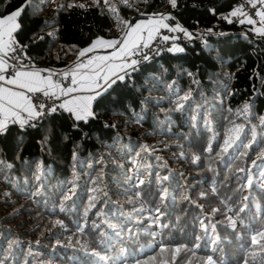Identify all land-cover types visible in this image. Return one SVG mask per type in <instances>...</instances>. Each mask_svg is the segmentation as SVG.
I'll list each match as a JSON object with an SVG mask.
<instances>
[{
	"label": "trees",
	"instance_id": "16d2710c",
	"mask_svg": "<svg viewBox=\"0 0 264 264\" xmlns=\"http://www.w3.org/2000/svg\"><path fill=\"white\" fill-rule=\"evenodd\" d=\"M237 1L0 0L1 15L28 5L15 38L32 66L56 70L78 63L96 39L121 40L151 16L194 35L223 29L140 64L133 86L113 81L87 122L62 110L0 132V264H149L151 257L172 264L161 247L196 243L186 257L192 264L209 256L215 264H264L257 235L264 230V39L219 19ZM235 125L243 146L221 150ZM161 190L170 193L166 201Z\"/></svg>",
	"mask_w": 264,
	"mask_h": 264
},
{
	"label": "crops",
	"instance_id": "0c3cea01",
	"mask_svg": "<svg viewBox=\"0 0 264 264\" xmlns=\"http://www.w3.org/2000/svg\"><path fill=\"white\" fill-rule=\"evenodd\" d=\"M7 15L0 14V19ZM168 24L166 17L151 16L137 21L121 40L98 38L81 51V60L67 69L29 66L16 77L0 76V132L11 124L25 125L32 120L36 111L29 103L31 91L47 90L61 95L63 110L75 117L89 114L96 97L113 81L134 70L128 56ZM18 26L7 17L0 20V69L9 66L10 41Z\"/></svg>",
	"mask_w": 264,
	"mask_h": 264
},
{
	"label": "built area",
	"instance_id": "2783aa9c",
	"mask_svg": "<svg viewBox=\"0 0 264 264\" xmlns=\"http://www.w3.org/2000/svg\"><path fill=\"white\" fill-rule=\"evenodd\" d=\"M234 8L236 13V17L233 18L234 20L242 18L249 22L258 21L256 26L264 28V0H239L232 6L231 10ZM176 26L177 24H168L162 27L150 42L132 52L127 60L132 66L136 62L142 64L145 58L150 57L153 60L163 50H166L173 44L182 47V45L189 44L195 39L204 40L211 34H221L223 32V29L218 24L206 26L202 27L197 35H193L192 40H187L184 37V33L179 32ZM208 29H212V31L209 32ZM164 37L168 39L165 40ZM8 61V68L0 69V76L16 77L22 69L32 66L26 47L20 44L15 36L10 41ZM66 82L69 83L70 78H67ZM28 99L31 107L36 111V114L32 118L34 121H41L51 114L62 112L63 110L61 104L63 97L47 90L28 92Z\"/></svg>",
	"mask_w": 264,
	"mask_h": 264
},
{
	"label": "snow or ice",
	"instance_id": "6c2138e0",
	"mask_svg": "<svg viewBox=\"0 0 264 264\" xmlns=\"http://www.w3.org/2000/svg\"><path fill=\"white\" fill-rule=\"evenodd\" d=\"M175 2H176V0H173V3L174 4H175ZM99 3H100V0H97V4L98 5H99ZM27 6L28 5L25 4L24 6L16 9L15 11H13L11 14L7 15L6 17L9 20H15L16 24L19 25L18 18L22 15V13L24 11V8L27 7ZM70 6L84 8V5H82V4L81 5H70ZM99 10L100 9L98 8V11ZM209 11L213 15H217V13L215 12L214 9H209ZM6 17H4V18H6ZM235 17H236V13H235V8H234V9L230 10L227 15L219 16V19L224 20L228 24H232V23L235 22V23H239L241 26L248 25V26H250L249 31L251 33H253L258 38L264 39V31L258 32V31L255 30L257 28L256 25H257L258 21L249 22V21H247L245 19H242V18L241 19H238V20H234L233 18H235ZM4 18H2L0 20H3ZM259 23H261V22L259 21ZM176 28H177V30L179 32L184 33V37L187 40H192L193 39V35L194 34L192 32L188 31L187 29H185V28H183V27H181L179 25H177ZM19 29H20V26L19 27H16V29L12 33V35L14 36V33L17 32ZM208 31L211 32L212 29H208ZM164 39L167 40L168 38L167 37H164ZM166 50L169 53H183V52H185V49L183 47L178 46L177 44H173L171 47L167 48ZM150 60H151V58L150 57H147V58H145V60L143 62L148 63V62H150ZM139 66H140L139 62L134 63V65L132 66L134 68V71L129 72L127 74V76H125V77H121V79L118 80V81H116L115 83H129L130 86H133L134 85V82L132 81V77L134 76V74L137 71H139ZM189 75H191V73H189ZM111 87H114V85L110 86V89H111ZM104 94L105 93H101V95H104ZM190 95H191V93L189 92V93L184 94L183 96L178 97L175 100V107H174L173 111H180L184 107V101H187L189 99V96ZM98 99H99V97H96L95 98V100H98ZM95 100H94V102H95ZM248 107H249L248 105H245L244 106V110L247 111ZM129 108L131 109V106L130 105H129ZM95 117H96V113H94V111H93V112H90L89 114L84 115V116H76L75 117V120L76 121H84V122H87L90 118H95ZM261 120H262V123H264V118H261ZM241 132H242V129L238 125H235L232 128H230L228 130V134L225 136L224 141H223L224 142V145L226 147H224L223 149L221 148V150L228 151V149L229 148H232L234 145L236 147L237 146L242 147L243 146V140H241V138H240V133ZM252 132H253V134H255L254 133V129H252ZM0 134H2V133H0ZM245 139H246V137H245ZM233 141H235V143H233ZM238 141H239V143H237ZM142 150L147 151L148 149L147 148H144ZM205 150L207 152H211L212 151L211 146L210 145L206 146V149ZM181 155H183V154H181ZM200 158L201 157L198 156V155L194 156L193 157V162L194 163L195 162H198L200 160ZM157 159H159V157H157ZM9 167H11V166L9 165ZM261 175H264V173H261ZM36 179L39 180L40 179V176L38 175L36 177ZM162 179L163 180H166L167 177H163ZM138 184L139 185H143L144 184V181L143 180H139L138 181ZM71 191H72V193L74 195L75 194L74 189L71 190ZM97 191H100V190L99 189H96V188L93 189V192H97ZM161 191H162V194L160 196V199L166 201V199L170 196V193H168L166 190H161ZM212 191L215 192V189L213 188ZM200 195H201L202 198H204L206 196L205 193H201ZM64 199L65 200H69V199H71V196L65 195ZM96 199H97L96 196H92V197L89 198V202L91 203L92 207H95V201H96ZM185 199L186 200H191L190 196H188V195L185 197ZM160 209H161L160 206H157L155 208V211L157 213H159V215L153 217V219L156 222H159L160 216H162L164 214L163 212L160 211ZM63 210H64V208H63V206H61V211H63ZM213 211L215 213V212H219L220 210L219 209H214ZM228 211L231 212L232 209L229 208ZM225 220H228L229 221V224H230V226H231V228L233 230L236 228V221L231 216H226V219ZM220 223H223V221H220ZM56 224H59V225H61L63 227H66V226L63 225V222L62 221H56ZM110 226H112V225H110ZM201 226H202V228L205 231H207L208 228H209V225H205L203 223H201ZM95 227H99V226L96 225ZM211 229H212L213 233H215L216 225L215 224H212L211 225ZM78 230L79 231H83V229H78ZM257 235L260 237L261 240H264V230L260 231ZM257 235H253L251 237L252 243L254 245L258 244ZM196 239L199 240L200 238L197 237ZM260 247L261 248H264V244H261ZM198 248H199V244L196 243V244H194V246L192 248H188V246H186V245L169 247L167 249H165L164 247H161L160 252L163 253L165 250H167L169 253H171V256L169 257V259L171 260L172 264H177V256L183 252L185 255H184V257H181L179 264H192V261L189 260V259H187L186 257H187V255L189 253H194ZM156 259H157V257H151L149 259V264H152V261H154ZM196 260L197 261H200V258L199 257H196ZM205 261H206V264H215V261L213 260V258L211 256L206 257L205 258ZM244 264H248L247 260H245Z\"/></svg>",
	"mask_w": 264,
	"mask_h": 264
},
{
	"label": "rangeland",
	"instance_id": "374dc122",
	"mask_svg": "<svg viewBox=\"0 0 264 264\" xmlns=\"http://www.w3.org/2000/svg\"><path fill=\"white\" fill-rule=\"evenodd\" d=\"M256 27H257V26H256ZM257 28H259V27H257ZM257 28H256V29H257ZM256 29H255V30H256ZM182 47L184 48V45H182Z\"/></svg>",
	"mask_w": 264,
	"mask_h": 264
}]
</instances>
